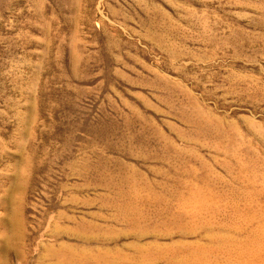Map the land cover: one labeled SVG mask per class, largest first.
<instances>
[{
	"label": "rangeland",
	"instance_id": "obj_1",
	"mask_svg": "<svg viewBox=\"0 0 264 264\" xmlns=\"http://www.w3.org/2000/svg\"><path fill=\"white\" fill-rule=\"evenodd\" d=\"M0 264H264V0H0Z\"/></svg>",
	"mask_w": 264,
	"mask_h": 264
}]
</instances>
